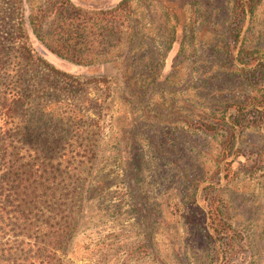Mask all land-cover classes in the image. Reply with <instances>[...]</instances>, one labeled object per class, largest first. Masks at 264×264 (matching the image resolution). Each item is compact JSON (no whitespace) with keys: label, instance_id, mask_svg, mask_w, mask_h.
Returning <instances> with one entry per match:
<instances>
[{"label":"rangeland","instance_id":"374dc122","mask_svg":"<svg viewBox=\"0 0 264 264\" xmlns=\"http://www.w3.org/2000/svg\"><path fill=\"white\" fill-rule=\"evenodd\" d=\"M248 6L0 0V49L23 94L13 124L59 141L58 264H264V116L251 110L264 66L253 84L237 71L240 49L243 68L264 63V0ZM44 44L74 56L43 58ZM239 107L256 126L231 123Z\"/></svg>","mask_w":264,"mask_h":264},{"label":"trees","instance_id":"16d2710c","mask_svg":"<svg viewBox=\"0 0 264 264\" xmlns=\"http://www.w3.org/2000/svg\"><path fill=\"white\" fill-rule=\"evenodd\" d=\"M260 2L261 0H245V3L249 4L251 14ZM122 4L123 1L114 9L106 12L108 24H110L111 14L117 17L114 13L119 10ZM235 9H241L240 11L244 13L239 1ZM234 16L237 18L238 14ZM65 43L67 42L65 41ZM44 48L48 53L42 50L43 58L48 54H53L70 61L67 56L70 53L72 57L74 56V53L70 52L74 49L68 50V44L59 48L44 44ZM10 50L8 48V54L5 55V51L0 49V72L5 71L8 77L0 75V264H58L56 247L63 237L62 231L65 229L63 226L57 225L56 222L52 224L56 219L53 204L58 191L55 181L59 175L56 176L55 173L48 171V168H53L54 155L57 147H59V141L48 140L46 137H36L37 134L27 132L26 127L13 124L17 109L22 103L23 94L18 90V87L15 88L9 83V75L12 74L7 64L10 58L8 57ZM12 50L13 53L18 52L21 56L20 59L18 58L19 63L25 61L28 65L34 58V51L25 43L18 44L17 49ZM243 51L244 49L239 51L237 61L242 67L237 71L245 75L247 77L245 79L253 84L251 80L255 78L249 79V73L260 69L262 71L264 63L257 62L252 69L243 68L249 64L246 62L248 60H245V56L251 55L243 56ZM79 54L80 51L78 50V57L80 58ZM17 56L14 59H17ZM42 57L39 56L37 59L40 60L45 69L60 76L64 81L71 80L69 74L59 72ZM250 75L254 77L253 73ZM260 99L259 101L253 99L251 105L256 106V108L251 110L264 116L263 111H261L264 108L261 106L264 104V90H261ZM245 108H238V114L231 119V123L235 126L237 124L241 128L243 126L241 123L256 126L257 123L254 121L248 122L244 119L246 113L242 114V111ZM227 142L228 140L225 143ZM213 231L218 235H224L223 231L225 230L221 232L213 229ZM235 233L234 231L228 232L227 235L229 236L225 235L224 237L226 239L232 238Z\"/></svg>","mask_w":264,"mask_h":264}]
</instances>
